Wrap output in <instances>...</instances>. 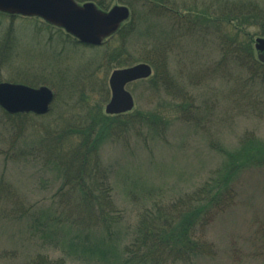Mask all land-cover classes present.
<instances>
[{
	"label": "rangeland",
	"instance_id": "obj_1",
	"mask_svg": "<svg viewBox=\"0 0 264 264\" xmlns=\"http://www.w3.org/2000/svg\"><path fill=\"white\" fill-rule=\"evenodd\" d=\"M86 1H100L105 10L128 6L124 32L130 22L133 32L87 46L39 18L0 13V47L5 35L12 40L11 53L0 64V81L46 85L55 94L45 117L9 123L0 109V264H24L38 253L63 258L64 264H99L79 246L73 249L69 241L75 230L59 232L62 222H46V215L63 217V206L77 203L78 190L64 183L56 159L36 150L40 138L86 123L94 126L92 136H103L97 150L122 217L121 237L144 211L167 206L215 175L249 137L250 163L233 180V201L196 227L213 252L193 264H264V68L252 76L233 54L235 46L248 43L257 59L253 43L264 38V24L238 25L237 16L232 19L222 9L239 1L264 9V0ZM158 54L166 56L174 80L168 90L147 82L155 74L149 61ZM140 62L151 65L152 76L126 85L133 107L125 119L131 122L115 133L106 124L114 115L104 111L109 75ZM138 113L158 114L165 124L140 121Z\"/></svg>",
	"mask_w": 264,
	"mask_h": 264
},
{
	"label": "trees",
	"instance_id": "obj_2",
	"mask_svg": "<svg viewBox=\"0 0 264 264\" xmlns=\"http://www.w3.org/2000/svg\"><path fill=\"white\" fill-rule=\"evenodd\" d=\"M98 6L103 8L100 1ZM222 9L227 11L228 15H232V19L237 16V19L240 20L238 25H241L242 22L249 23V20L253 23L259 21L264 24V9L249 1H239L231 5L225 3ZM124 30L125 27L121 26L116 34L125 36L133 32V22L129 23L125 32ZM1 44L0 52L4 53V56H0V64H4L11 53L12 40L5 35ZM247 49H250L248 43L242 49L235 46L233 54H235L240 67L248 68L252 76H257L263 70L264 63L252 58L251 49L250 52ZM167 50L165 49L166 54ZM245 51L250 56H244ZM161 55L158 54L157 57L154 56V59L151 58L149 61L155 67V74L147 82L159 83L165 90H168L174 84V80L168 71L166 56ZM125 62V60L122 61L126 64ZM37 80L46 83L47 79L40 77ZM175 93L177 96L183 94V98H185L184 93L181 94L178 90H175ZM2 112L9 123L20 120L27 121L36 116L31 113L10 115L3 110ZM49 113L40 117H45ZM126 116V114L114 115L111 117L112 121L106 124L110 128H114L113 132L118 133L121 124L131 122L125 119ZM105 117L107 118V116ZM135 117L143 122L165 124L158 114L143 115L138 113ZM92 125L86 123L75 126L73 128L76 129L73 132H68L64 127H61L55 131L54 134L57 132V135L47 139L40 138L38 141L36 150L40 153H48L56 159V162L62 167L64 183L74 184V188L78 190L77 203L74 204L70 201L66 203L61 211L63 217L53 214L50 218L49 215H46V222L48 224L56 220V223L61 224L62 222L63 225L59 227V232L67 233L75 230L74 239L71 238L69 241L73 245V249L79 246L81 254L93 255L90 258H96L95 260L99 264H112L111 261L113 264H168L177 261L193 264L194 258L210 255L213 252L212 245L197 235L196 227L199 224V226L207 224L209 214L229 206L233 201V180L238 172L250 163L252 147L250 138L241 140L240 150L237 153L227 155L228 160L225 166L215 170L214 177L210 175L196 189L185 193L167 206L158 205L154 206L153 210L144 211L132 229L121 237L122 233L118 228H120L122 217L113 202L109 171L102 164L97 150L98 139L103 136L101 133L92 136L91 131L94 129ZM105 126L104 124V132ZM32 148L34 147L27 149L28 152ZM21 151L19 149V152ZM257 153L261 154L260 151ZM69 191H71L70 188ZM65 195L66 193H64ZM34 207L30 206L31 209ZM177 220H179V224H176ZM35 223L48 226L40 220H36ZM24 264H64V259H50L47 255L38 253Z\"/></svg>",
	"mask_w": 264,
	"mask_h": 264
},
{
	"label": "water",
	"instance_id": "obj_3",
	"mask_svg": "<svg viewBox=\"0 0 264 264\" xmlns=\"http://www.w3.org/2000/svg\"><path fill=\"white\" fill-rule=\"evenodd\" d=\"M0 11L38 16L63 28L79 42L91 45L101 44L129 16V10L124 5H114L102 11L91 1L78 4L75 0H0ZM254 47L260 52L258 59L263 62L264 38L256 37ZM150 74L151 67L147 63L114 69L108 79L111 96L104 108L105 113L119 114L130 110L133 98L125 85ZM53 98V91L45 85L32 87L22 83L0 82V107L11 114H45Z\"/></svg>",
	"mask_w": 264,
	"mask_h": 264
}]
</instances>
